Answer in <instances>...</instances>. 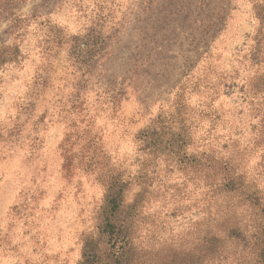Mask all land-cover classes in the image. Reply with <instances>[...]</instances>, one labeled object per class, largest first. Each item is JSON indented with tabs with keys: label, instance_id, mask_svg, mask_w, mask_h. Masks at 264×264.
<instances>
[{
	"label": "rangeland",
	"instance_id": "rangeland-1",
	"mask_svg": "<svg viewBox=\"0 0 264 264\" xmlns=\"http://www.w3.org/2000/svg\"><path fill=\"white\" fill-rule=\"evenodd\" d=\"M234 172L264 201V0H0V264H113L112 217L143 264H231Z\"/></svg>",
	"mask_w": 264,
	"mask_h": 264
},
{
	"label": "trees",
	"instance_id": "trees-1",
	"mask_svg": "<svg viewBox=\"0 0 264 264\" xmlns=\"http://www.w3.org/2000/svg\"><path fill=\"white\" fill-rule=\"evenodd\" d=\"M225 170L227 171L228 169ZM230 170L235 169L231 168ZM211 188L214 189L213 195L220 196L225 194L229 205L208 222L209 225L218 222L217 231L208 233L201 242L202 246L205 244L208 246L206 253L209 261L214 262L217 259H221L223 262L231 264H264L263 199L260 198L253 186L245 185L242 176L236 172H234L233 176L226 179L225 183L215 186L212 184ZM109 203H113L117 207L115 210L116 214L121 211L123 201H117L116 199L111 200ZM240 207H245L243 211L245 214L242 216L238 215V208ZM134 210L135 208H130L128 211V219H132V223H134L136 217V213H132ZM260 216L261 218H258ZM112 219L111 222L107 221V228H110L109 233L115 237L114 246H119L118 248L115 247L116 251L111 255L113 264H143L141 260L137 259L135 248L133 247L132 233L134 226L127 224V221H125L126 217L123 220H118L114 217ZM225 241L228 242L229 246L228 249L222 251L221 246ZM218 243L220 247L217 246ZM234 248L236 250L240 249V253L234 252ZM189 255L193 258H205L204 255L199 254L197 251L187 255L182 253L180 256H185L186 258ZM174 262L172 261V264ZM184 263L185 261H181L179 264Z\"/></svg>",
	"mask_w": 264,
	"mask_h": 264
}]
</instances>
